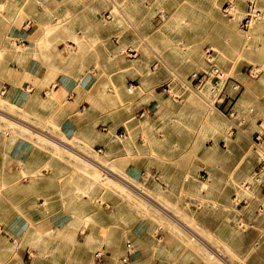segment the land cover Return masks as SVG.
Returning a JSON list of instances; mask_svg holds the SVG:
<instances>
[{
	"label": "rangeland",
	"instance_id": "374dc122",
	"mask_svg": "<svg viewBox=\"0 0 264 264\" xmlns=\"http://www.w3.org/2000/svg\"><path fill=\"white\" fill-rule=\"evenodd\" d=\"M235 2L225 11L224 0H0V29L31 20L36 59L90 86L77 111L85 128L70 140L59 130L70 95L48 92L24 109L0 98V114L29 127L0 115V141L35 149L25 165L0 167V264H103L96 254L106 250L133 264L123 261L133 252L123 233L136 223L175 238L158 264H264V85L242 99L264 74V25L242 27L248 6ZM256 8L258 26L264 0ZM143 108L151 113L140 118ZM35 130L106 163L148 201ZM16 216L28 228L13 236Z\"/></svg>",
	"mask_w": 264,
	"mask_h": 264
},
{
	"label": "crops",
	"instance_id": "0c3cea01",
	"mask_svg": "<svg viewBox=\"0 0 264 264\" xmlns=\"http://www.w3.org/2000/svg\"><path fill=\"white\" fill-rule=\"evenodd\" d=\"M31 28L32 21L25 20L19 27L11 25L0 29V98L8 107L24 109L38 102L43 96L46 97L48 92H53L60 99H63L65 94L70 95V102L65 105L67 115L60 122L59 130L65 139H74L78 132L85 128L86 122L77 111L81 106L85 107V95L90 86L86 85L84 76L74 78L59 75L49 69L42 60L36 59L35 50L27 45ZM11 40L16 46H24V48H14ZM34 152L33 144L25 139L10 141L3 138L0 141V167H6L9 170L17 169V165H25L27 161H31ZM25 182L27 181L24 179L23 183ZM22 186L20 183V191ZM32 192L35 191L32 190ZM30 212L33 211L30 210ZM8 223L10 224L6 229L13 236L25 233L28 228V225L24 224L28 222L19 216ZM66 223L71 222L67 220ZM63 229L62 233L66 228L63 227ZM123 235L128 241L127 244H130L133 249L129 258L135 257L133 264L136 262L142 264V261H145V264H158V260L164 259L166 253L175 252V238L165 235L154 223H136L124 231ZM155 239L160 242L159 245L156 244ZM121 243L124 244V240ZM214 252L217 253L216 250ZM102 259L105 260L103 264H117L113 250H106ZM217 259L225 263L222 257L219 256Z\"/></svg>",
	"mask_w": 264,
	"mask_h": 264
},
{
	"label": "bare ground",
	"instance_id": "6f19581e",
	"mask_svg": "<svg viewBox=\"0 0 264 264\" xmlns=\"http://www.w3.org/2000/svg\"><path fill=\"white\" fill-rule=\"evenodd\" d=\"M240 2V0H237L236 2H235V6H236V4H238ZM235 6H234V8H235ZM259 19V16H257V17H255V18H252L250 21H249V26H250V28L252 27V31L254 32V30L253 29H255V28H260L261 26L263 27V25H264V23L263 22H261V20H259L260 21V24H258V26H255V24H253L252 22L253 21H255V20H258ZM264 21V20H263ZM235 22V21H234ZM222 25V24H221ZM230 26H227V28H226V30H227V33H230L229 31V28ZM249 34V33H248ZM248 36V35H247ZM251 36V35H250ZM238 39H240V38H238ZM247 42V41H246ZM149 79V78H148ZM261 82L259 83V84H255V83H252V84H250L246 89H245V91L243 92V96H242V99L243 98H245L246 96H248V95H251V94H253V93H256L263 85H264V74H263V76L261 77V80H260ZM258 83V82H257ZM234 88V87H233ZM236 88V87H235ZM129 90H132V88H129ZM53 98H55L53 95H51L50 97H49V99H48V106H50V105H53L54 104V99ZM93 99L91 98L90 99V103L91 104H93V105H95L96 103H95V101L93 100ZM52 101H54V102H52ZM123 101V100H122ZM0 106L1 107H5L4 105H2V104H0ZM0 107V112H2L3 111V109ZM1 116H3L4 118H6V119H8L9 121H11V122H14V123H16L17 125H21V126H25L26 128H29V127H27L21 120H19V119H16L15 117H13V116H11V115H3V114H0ZM2 117V118H3ZM25 128V129H26ZM31 129V128H30ZM29 129V130H30ZM31 130H33V129H31ZM112 131V130H111ZM33 132H36V134H40V135H42L43 137H45V138H47V139H49L50 141H52V142H55V143H57V144H59L60 146H62V147H64L66 150H68V151H70L71 153L73 152V154H75V155H77L80 159H82V160H84V161H86L89 165H91L92 167H94L95 169H97V170H100L101 172H104V174H106V175H109V177H111L110 179H112L113 178V180L112 181H115V182H117V183H119V185H122L123 187H125V188H127V189H129V190H131L132 192H134V193H136L139 197H141L143 200H147L148 201V199L146 198V196H144V193L139 189V187L137 188H135V187H132L131 186V184L129 185V184H127L126 182H124V180L125 179H121L120 177L118 178V177H116L115 176V174H114V172L112 171V170H110L109 168H108V166H107V164L106 163H103V162H93V161H91V160H89L88 158H87V156L86 155H82V154H80V153H76V152H74V151H72L71 149H70V147H68V146H65V145H63L62 144V142H60V141H56V140H54L52 137H49V136H46V135H44V134H42V133H40L39 131H33ZM110 133V131L108 132V134ZM110 137H111V135H110ZM128 137V136H127ZM94 139H97L98 141H100L101 143H103V144H108L109 143V140H108V138L106 137V136H103V135H99V134H95V136H94ZM212 159H213V157H211ZM143 189V188H142ZM147 194V193H146ZM149 197V196H148ZM150 198V197H149ZM150 199H152V198H150ZM142 200V201H143ZM149 203H151L150 201H149ZM148 203V204H149ZM155 203H156V201H155ZM154 204L152 203V206H153ZM160 207H162V206H160ZM156 208H157V206H156ZM158 210H160V211H162V209H160L159 207H158ZM165 210V209H164ZM164 213V212H163ZM171 214V213H170ZM165 215H166V213H165ZM167 216V215H166ZM170 217V216H169ZM171 218V220H173L174 221V223H176V225H178L181 229H183L184 231H187V232H189L190 234H191V237L193 238V239H195L196 241H198L200 244H202L203 246H206V243L204 242V240H202L201 239V237L199 238L198 237V235L197 234H194L195 232L193 231V230H191V228H189V226L188 225H186L183 221H181L180 219H178L176 216H173V218H172V216L170 217ZM190 230L191 231H193V234H192V232H190ZM90 238H91V235H87V237H86V241H89L90 240ZM209 248V247H208ZM210 249V248H209ZM217 253H215L214 251H211V253L217 258V257H222L221 256V254H220V252H218V251H216ZM219 255V256H218ZM220 259V258H219Z\"/></svg>",
	"mask_w": 264,
	"mask_h": 264
},
{
	"label": "built area",
	"instance_id": "2783aa9c",
	"mask_svg": "<svg viewBox=\"0 0 264 264\" xmlns=\"http://www.w3.org/2000/svg\"><path fill=\"white\" fill-rule=\"evenodd\" d=\"M235 1L236 0H224V6L226 7L225 11L230 10V8L232 7V5ZM256 2H257V0H246V5L248 6V12L243 19L242 27H246L252 18H255V17L260 15V11L256 8ZM109 16L110 15H108L106 18H109ZM206 61L210 66L209 69H210L211 73L213 75H215L216 78H220L223 76L221 71L219 70V68L215 64H213L214 57L211 55V53H209V50H207ZM150 113H151L150 109L143 108L139 111V117L140 118L147 117V116H149ZM102 130L106 131V128L102 127ZM119 137L120 138H126L127 137L125 130L120 132ZM98 152H101V149H99ZM263 165H264V162H263ZM258 180H259V177H258ZM127 248L131 249L130 244H127ZM130 255H131V253L128 251V253H127L125 259H123V261L126 262L127 260H129ZM96 258H97V260H101V258H102L101 254L97 253Z\"/></svg>",
	"mask_w": 264,
	"mask_h": 264
}]
</instances>
